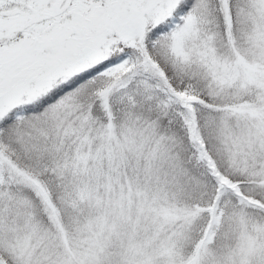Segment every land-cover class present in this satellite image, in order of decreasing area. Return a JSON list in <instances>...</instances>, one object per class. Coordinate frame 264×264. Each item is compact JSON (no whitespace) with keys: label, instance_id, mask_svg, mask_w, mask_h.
Listing matches in <instances>:
<instances>
[{"label":"snow or ice","instance_id":"1","mask_svg":"<svg viewBox=\"0 0 264 264\" xmlns=\"http://www.w3.org/2000/svg\"><path fill=\"white\" fill-rule=\"evenodd\" d=\"M0 264H264V0H0Z\"/></svg>","mask_w":264,"mask_h":264}]
</instances>
